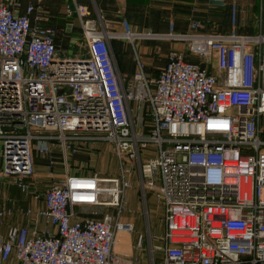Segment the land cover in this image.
Segmentation results:
<instances>
[{"label": "built area", "instance_id": "obj_1", "mask_svg": "<svg viewBox=\"0 0 264 264\" xmlns=\"http://www.w3.org/2000/svg\"><path fill=\"white\" fill-rule=\"evenodd\" d=\"M32 10L15 16L0 0L1 179L37 201L33 154L51 159L57 148L65 160L94 144L112 149L119 174L50 172L44 207L20 211L29 226L0 236V264H264V37L204 35L195 21L182 35L119 33L74 4L65 12L79 18L87 55L68 59L54 29L37 24L46 17L30 24ZM150 37L187 42L200 62L170 51L148 79L134 50L136 72L121 76L111 42L133 48ZM211 54L220 76L200 66ZM134 187L146 232L127 259L113 246L118 232L133 229L120 214ZM150 198L161 211L160 237L151 234ZM97 206L117 213L75 218L74 208ZM14 215L1 208L0 225Z\"/></svg>", "mask_w": 264, "mask_h": 264}, {"label": "crops", "instance_id": "obj_2", "mask_svg": "<svg viewBox=\"0 0 264 264\" xmlns=\"http://www.w3.org/2000/svg\"><path fill=\"white\" fill-rule=\"evenodd\" d=\"M15 16L26 15L29 6L33 8L29 15L30 24H36V17L43 15L46 22L55 31V48L64 58L76 59L87 55V47L81 35L80 20L76 14L67 15L65 7L74 4L86 6L92 16L99 15L102 22L111 30L119 33L150 34L151 36L182 35L189 32L192 22H198V32L211 36H263L264 37V0H2ZM113 46H116V51ZM135 51L144 63V72L148 79H155L160 69L165 66L166 56L170 51L180 52L185 61L198 64L200 59L189 50L184 41L159 40L144 38L137 40ZM116 65L121 76L131 77L136 72L135 55L131 45L125 40L111 42ZM257 54V51H254ZM259 56V54H258ZM260 59V58H259ZM213 76H220L217 57L211 54L207 63L200 64ZM264 137V135H263ZM49 157L33 154L35 169L34 189L40 194L37 201L17 192L14 196L8 190L15 186L0 176V209L11 207L13 217H7L0 225V236L5 238L10 225L29 226L30 219L22 216L20 211L27 208H43L45 190L52 183L49 173L56 178L70 176H96L98 178H114L119 174L118 161L112 149L106 144H94L77 148L74 154H63L57 148ZM51 162H53L52 166ZM2 170L0 146V174ZM15 189H17L15 187ZM136 187L126 192L129 211L120 214V221L130 224L131 231L118 232L116 237L128 239V247L121 248L114 242L113 254L122 258H131L134 254V238L145 234L146 226L140 220L141 205L137 201ZM10 191V190H9ZM138 191V189H137ZM34 193V192H33ZM139 193V192H138ZM151 204V207L148 204ZM150 198L147 203L148 222L152 215L159 213ZM154 206V207H153ZM160 209V208H159ZM157 210V211H156ZM117 210L108 206L74 208L76 219H101L105 214L116 215ZM161 217V216H160ZM143 221V220H142ZM143 225V231L142 226ZM150 226V223H149ZM145 228V229H144ZM162 229V226H161ZM153 234V229H151ZM161 231V230H160ZM127 251L129 253H127Z\"/></svg>", "mask_w": 264, "mask_h": 264}, {"label": "rangeland", "instance_id": "obj_3", "mask_svg": "<svg viewBox=\"0 0 264 264\" xmlns=\"http://www.w3.org/2000/svg\"><path fill=\"white\" fill-rule=\"evenodd\" d=\"M114 41H117V40H114ZM113 41V42H114ZM136 42L137 41H135L134 43H133V45L134 44H136ZM128 44H130V43H128ZM131 45V44H130ZM114 47V49H115V51H116V46H113ZM131 48H132V45H131ZM133 51L135 50V46H133ZM136 52V51H135ZM142 62V61H141ZM142 64H143V67H145V65H144V63L142 62ZM135 188V187H134ZM10 190V191H9ZM8 190V192L11 194V195H15V194H17V189H15V187L14 188H11V189H9ZM136 190V197H133L132 198V204H136V202L138 201L139 203H140V205H141V209H142V211H141V214H140V220H141V222L144 224V215H143V211H144V207L142 206V204H141V200H140V197H139V193H138V191H137V189H135ZM154 202V201H153ZM153 205L155 206V207H157V210H159V213H157V214H154V215H152V217H150L149 218V223H150V226H151V229H153V234H155L154 236H156V237H160L161 236V231H162V229H161V211H160V209H159V207L157 206V204L156 203H153ZM148 206H150L151 207V204L149 203L148 204ZM153 206V207H154ZM156 210V211H157ZM143 220V221H142ZM140 226H142V230H143V225H141L140 224ZM145 226H146V224H145ZM145 229V228H144ZM161 230V231H160ZM144 231V230H143ZM145 232V231H144ZM115 241L116 242H119V246L121 247V248H127L128 247V244H129V242H128V239H127V236H125V237H116L115 238ZM133 242H135V238H134V241ZM127 253H129L128 251H127ZM115 255H117V254H115Z\"/></svg>", "mask_w": 264, "mask_h": 264}]
</instances>
